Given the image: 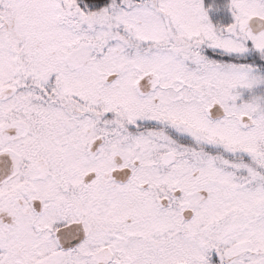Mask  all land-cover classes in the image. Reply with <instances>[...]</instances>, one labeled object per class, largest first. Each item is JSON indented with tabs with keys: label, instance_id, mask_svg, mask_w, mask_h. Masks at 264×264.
<instances>
[{
	"label": "snow or ice",
	"instance_id": "1",
	"mask_svg": "<svg viewBox=\"0 0 264 264\" xmlns=\"http://www.w3.org/2000/svg\"><path fill=\"white\" fill-rule=\"evenodd\" d=\"M0 264H264V0H0Z\"/></svg>",
	"mask_w": 264,
	"mask_h": 264
}]
</instances>
